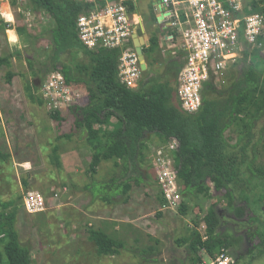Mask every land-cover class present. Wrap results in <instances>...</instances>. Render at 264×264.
Returning a JSON list of instances; mask_svg holds the SVG:
<instances>
[{
  "label": "rangeland",
  "instance_id": "1",
  "mask_svg": "<svg viewBox=\"0 0 264 264\" xmlns=\"http://www.w3.org/2000/svg\"><path fill=\"white\" fill-rule=\"evenodd\" d=\"M6 1L9 3L8 0H0V19L4 25L0 29V55L10 53L13 56L9 65L0 68V150L9 154L5 161L0 162V213H15V227L20 242L29 246L32 263L196 264V259L187 250V245L194 230L203 239L206 238L202 216L213 205L214 214L220 219L219 231L228 242V246L222 249L229 255V264H264V255L256 256L257 254L251 253L259 235L256 221L248 219L254 213L245 203L235 205L233 210L227 211V206L234 199L233 193L226 186L215 190L208 182V191L191 199L185 198V213L165 209L164 193L156 174H153L150 159L159 150L167 148V141L156 133L147 134L141 142L142 155L136 158V162L143 179L137 185L131 181L134 186L128 193V199L125 196H110L106 201L100 198L105 192L93 195L92 191H100L101 182L123 175L122 162L118 159L101 160L92 170L86 132L75 125L78 115L70 111V115H63V123L57 124L49 116L45 101L41 104L30 97L29 93L40 97L44 79L57 70H42L40 73L44 74L36 91L33 87L35 77L31 75L25 60L26 57H31L39 64L51 55L49 29L54 21L45 11H33L28 0H18V3L10 4L12 6H7ZM135 4L139 14L151 13V0H135ZM21 25L29 33L28 41L16 35L17 43L11 44L8 33L16 34L17 26ZM178 45L175 42L174 54L168 55L167 47L163 50V70L158 65L156 70L147 68L141 73L140 80L157 76L172 80L176 78L177 66L182 56ZM262 45L263 49L259 52L262 57L260 65L263 66L264 89V56L261 54H264V44ZM16 50L20 51V56L16 55ZM161 50L158 49L159 52ZM174 56L176 60L173 59ZM235 63L225 73L216 76L214 83L217 89L227 88L237 72L242 70V56ZM58 71H61L60 67ZM8 72L14 73L10 81L7 79ZM79 89L86 103L90 94H87L85 88ZM258 96L264 97V93L260 92ZM246 113L234 116L225 130L228 142L242 140L248 131L253 132L255 139L264 137V109L257 114L255 107L249 106ZM115 121L113 117L110 129L116 124ZM55 145L59 148L56 152L60 155L59 163L53 158ZM175 154L173 174L178 189L182 191V185L178 184V156ZM256 154L258 158L255 167H258L264 164V149L259 147ZM130 173L134 175L136 171ZM252 181L257 185L254 195H250L253 201L258 194L264 192V176H256ZM86 186L95 187L91 191ZM28 188L43 193L47 205L45 211L29 214L24 210L21 197ZM105 188L111 189L107 186ZM106 193L109 191L106 190ZM261 203L264 210V198ZM238 206H244L241 216L234 212ZM108 218L126 221L120 223V231L111 233L125 242V248L113 256H99L94 242L87 239V229L89 226L96 227V223L101 221L109 223L108 228H113ZM258 219L264 221V212ZM90 222H94L93 225H88ZM0 249L3 250V243H0ZM218 249L215 250V257L221 248ZM200 255L203 258L200 264H210L215 258L205 254L204 249H201ZM0 264H7L5 255Z\"/></svg>",
  "mask_w": 264,
  "mask_h": 264
},
{
  "label": "trees",
  "instance_id": "2",
  "mask_svg": "<svg viewBox=\"0 0 264 264\" xmlns=\"http://www.w3.org/2000/svg\"><path fill=\"white\" fill-rule=\"evenodd\" d=\"M8 1L10 4L18 3V0ZM28 1L33 9L45 11L54 21L49 29L51 55L48 59L44 62L38 61V64L31 57L25 58L31 75L35 77L33 87L36 91L40 87L44 74L40 73L42 70H58L60 67L68 84L85 88L87 94H90L86 103L83 96L82 103L70 105L68 111H49V116L60 124L63 123L64 116L70 115V111L78 115L75 125L86 132L92 170L101 160L118 159L122 162L123 175L120 178L101 182L100 191L97 193L92 191L95 186H86L93 195L105 192L100 198L106 201L111 197L120 196L128 199L129 191L143 179L136 158L142 155L140 146L145 136L156 133L166 141L175 138L178 141L176 173L180 179L178 184L182 185V191H179L184 198L178 211L186 212L185 198L191 199L208 191V182L215 190L226 186L233 193L234 199V202L227 206V211L243 203L253 211L254 215L248 219L256 221L259 235L258 242L253 246L255 250L252 249L251 253L257 254L256 256L264 255V221L258 219L264 212L261 207L264 192L258 194L253 201L250 199L257 186L253 183V178L264 176V164L255 167L258 158L256 151H259V147L264 149V137L255 139L253 132L248 131L242 140L230 143L224 134L234 116L247 114L249 106H254L257 114L264 109V97L258 96L260 92L264 93L263 66L260 65L262 57L259 52L263 45L251 47L243 42V68L237 72L231 84L223 90L217 89L215 78L211 75L209 80L203 83L200 108L196 112H187L180 107L176 98V78L172 80L157 76L139 80L135 88L127 87L118 76L119 49L101 46L90 49L80 41L76 19L79 14L92 9V3L77 0ZM256 2L263 3L264 0H253L252 11L264 10V6L260 7ZM125 3L131 12L135 10L132 1ZM3 26L0 19V29ZM16 32L28 41L29 33L24 25L17 26ZM8 38L11 44L17 43L18 38L14 33L9 32ZM259 40L264 44V24ZM174 41L179 44L176 37ZM128 46L133 48L131 41ZM156 47L157 40L151 37L150 45L144 46L142 51L149 57ZM15 52L16 55H21L20 51ZM180 54L182 55V52ZM12 56L10 53L0 55V68L9 65ZM13 75V72H8L7 79L10 81ZM28 84L31 83L28 81ZM29 95L39 103H44L41 97H34L33 93ZM113 117L116 124L110 129ZM58 149L55 145L53 158L57 163L61 162L60 155L56 153ZM7 156L8 153L4 154L0 150V162L5 161ZM152 169L155 175V170L153 167ZM133 170L136 171L134 175L130 173ZM105 186L111 189H106ZM106 190L109 191L108 194ZM243 211L244 206H238L234 212L241 216ZM202 221L206 238L203 239L202 235L194 230L187 245V250L196 259V264H200L203 259L200 255L201 249H204L208 256L215 257V250L228 246L226 237L219 231L220 219L215 216L213 205L203 214ZM87 230V239L94 242L95 251L99 256H113L125 248L124 241L115 238L102 227L89 226ZM0 243H3V250L0 249V263L5 255L7 264H33L29 246L20 242L14 212L0 213Z\"/></svg>",
  "mask_w": 264,
  "mask_h": 264
},
{
  "label": "built area",
  "instance_id": "3",
  "mask_svg": "<svg viewBox=\"0 0 264 264\" xmlns=\"http://www.w3.org/2000/svg\"><path fill=\"white\" fill-rule=\"evenodd\" d=\"M77 1L93 4L92 9L79 14L76 19L80 41L90 49L100 46L119 49V79L127 87H137L142 69L137 53L128 46L135 29L126 0ZM157 2L161 23L170 30L166 38L173 40L176 37L182 52L183 60L176 75V98L183 110L196 112L202 104L203 83L211 75L216 78L225 73L242 56L243 42L251 47L262 46L259 35L264 24V10L252 11L253 0ZM256 5L263 7L264 2H256ZM44 80L40 97L49 111H68L70 105L80 104L83 94L66 82L61 71L56 70ZM177 146L175 138L167 140V148L159 150L150 159L164 193L165 209L174 211L179 209L182 201L173 174V155ZM21 202L29 214L47 208L43 193L33 188L23 192ZM229 261V255L221 248L210 264H229Z\"/></svg>",
  "mask_w": 264,
  "mask_h": 264
},
{
  "label": "crops",
  "instance_id": "4",
  "mask_svg": "<svg viewBox=\"0 0 264 264\" xmlns=\"http://www.w3.org/2000/svg\"><path fill=\"white\" fill-rule=\"evenodd\" d=\"M126 1H132L135 5V10L131 12V16H132V22L134 24V29H141L142 34L144 35V39H145V43L142 45V48L148 47L150 45V39L151 37H155L157 40V47L154 48L151 52V55L149 57H146V55L144 54V61L146 62V67L150 70V69H155L157 65L159 67H161L160 69H164V62L162 61L163 59V50L166 49V47L169 49L168 55L169 54H174V48L173 46L175 45V41L167 39L166 35L169 36L170 30L167 29L166 27H164V25L161 23V15L159 14V4L157 2V0H151L152 2V8L151 9V13H153L151 15L150 12H147L145 15H141L138 12H136V4H135V0H126ZM7 6L10 5V3H8L6 1ZM11 6V5H10ZM18 36V33L16 32V34ZM131 42H132V38H131ZM132 47L134 49L133 46V42H132ZM161 48V52L158 51V49ZM180 58V57H179ZM176 60V56H174V58ZM148 60H150V62H148ZM152 61V62H151ZM163 62V63H162ZM166 62V60H165ZM163 67V68H162ZM146 68V69H147ZM74 155V154H71ZM107 220H110L112 222L111 225H113V228H108L109 223H103V221L96 223V227H102L105 231H107L108 233H112L114 231H120V223H126V221L121 220L119 218L114 219V218H108ZM120 221L118 223H114L113 221ZM94 222H90L88 223V225H93ZM103 223V224H102ZM131 224V223H130ZM130 226V225H129ZM113 235V234H111Z\"/></svg>",
  "mask_w": 264,
  "mask_h": 264
},
{
  "label": "water",
  "instance_id": "5",
  "mask_svg": "<svg viewBox=\"0 0 264 264\" xmlns=\"http://www.w3.org/2000/svg\"><path fill=\"white\" fill-rule=\"evenodd\" d=\"M132 42L134 46V50L138 55V58L140 60V67L142 71L146 70V62L144 61V54L142 51V45L145 43L144 35L142 34L141 29L135 30V32L132 34Z\"/></svg>",
  "mask_w": 264,
  "mask_h": 264
},
{
  "label": "flooded vegetation",
  "instance_id": "6",
  "mask_svg": "<svg viewBox=\"0 0 264 264\" xmlns=\"http://www.w3.org/2000/svg\"><path fill=\"white\" fill-rule=\"evenodd\" d=\"M177 65V64H176ZM179 67H180V64H178V66H177V70L179 69ZM230 264H232V263H230Z\"/></svg>",
  "mask_w": 264,
  "mask_h": 264
}]
</instances>
